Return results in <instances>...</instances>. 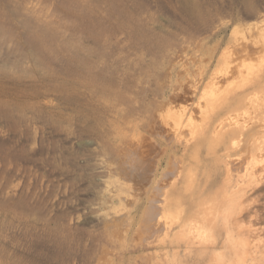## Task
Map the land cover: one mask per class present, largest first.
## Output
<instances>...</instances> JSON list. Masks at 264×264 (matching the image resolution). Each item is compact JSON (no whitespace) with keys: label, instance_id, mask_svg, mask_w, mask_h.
<instances>
[{"label":"rangeland","instance_id":"obj_1","mask_svg":"<svg viewBox=\"0 0 264 264\" xmlns=\"http://www.w3.org/2000/svg\"><path fill=\"white\" fill-rule=\"evenodd\" d=\"M259 68L264 0H0V264H197Z\"/></svg>","mask_w":264,"mask_h":264},{"label":"bare ground","instance_id":"obj_2","mask_svg":"<svg viewBox=\"0 0 264 264\" xmlns=\"http://www.w3.org/2000/svg\"><path fill=\"white\" fill-rule=\"evenodd\" d=\"M239 73L249 77L238 91L221 105L214 117L219 116L224 109L244 102L249 91L257 89L261 102L254 106L257 113L245 126L238 127L237 131L239 135L244 136L241 148L250 149L255 143L257 148L264 152V133L259 134L261 128L264 129V68ZM234 131L230 129L227 136ZM251 138L254 141H251ZM235 147L236 144H225V155L231 156V150ZM226 169L228 181L221 189L226 203L220 204L214 200V207H211L212 202L209 204L205 201L206 205L201 209L202 217L198 218L200 242L197 264H264V192L258 190L264 183V164L259 162L249 168L244 166L232 173L231 163L227 161ZM208 188L205 187L204 192ZM182 220L181 218L180 221ZM162 223L161 216L157 214V233L162 227L168 228L165 221L166 226H162Z\"/></svg>","mask_w":264,"mask_h":264}]
</instances>
